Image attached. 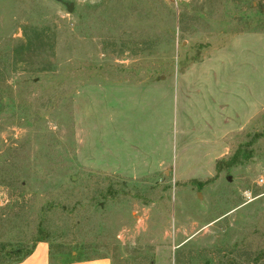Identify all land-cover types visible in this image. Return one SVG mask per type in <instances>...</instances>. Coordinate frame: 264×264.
<instances>
[{"label":"rangeland","instance_id":"374dc122","mask_svg":"<svg viewBox=\"0 0 264 264\" xmlns=\"http://www.w3.org/2000/svg\"><path fill=\"white\" fill-rule=\"evenodd\" d=\"M215 56L256 61L261 112L214 171L114 177L113 82ZM41 221L76 258L264 264V0H0V264Z\"/></svg>","mask_w":264,"mask_h":264},{"label":"crops","instance_id":"0c3cea01","mask_svg":"<svg viewBox=\"0 0 264 264\" xmlns=\"http://www.w3.org/2000/svg\"><path fill=\"white\" fill-rule=\"evenodd\" d=\"M233 62L230 70V62L215 56L169 78L153 73L146 83L113 82V176L136 180L165 175L172 168L177 176L211 174L215 161L228 154L231 127L239 128L241 119L250 121L261 112L256 61L249 72L239 71ZM140 110L145 117L147 111L152 115L146 120L139 117ZM171 126L175 136L168 140ZM178 152L180 166L174 164ZM12 264L112 263L107 256L53 263L49 243L39 240L30 254Z\"/></svg>","mask_w":264,"mask_h":264},{"label":"trees","instance_id":"16d2710c","mask_svg":"<svg viewBox=\"0 0 264 264\" xmlns=\"http://www.w3.org/2000/svg\"><path fill=\"white\" fill-rule=\"evenodd\" d=\"M47 226V225H46ZM48 227V226H47ZM43 221L40 222V225H39V228H38V236L33 240V242L31 243V245L28 247V248H25L24 250H22L20 247L16 248V249H13L14 252H16V258L5 263V264H12V263H15V262H19L20 260H22L24 257H26L28 254L31 253L33 247H34V244L35 242L39 241V240H44V241H47L49 243V246H50V261L55 263V262H64L66 260H70L72 258H76L74 257L71 252L74 251V250H68L66 248V246L64 245H59L57 249L54 248V246L52 245V242L48 240V238H46V236H42V235H45V230L43 229ZM45 232V233H44ZM21 243V242H19ZM0 259L8 254L6 251H5V246L4 244L0 243ZM22 250V251H21ZM71 254L72 256L70 257H66L67 254ZM97 256H90V257H87L85 259H90V258H95Z\"/></svg>","mask_w":264,"mask_h":264}]
</instances>
